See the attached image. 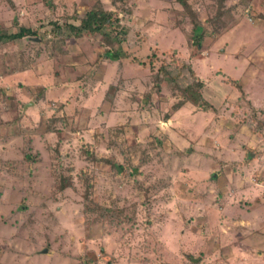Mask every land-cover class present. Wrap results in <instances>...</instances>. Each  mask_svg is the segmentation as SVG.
Listing matches in <instances>:
<instances>
[{
	"label": "rangeland",
	"instance_id": "obj_1",
	"mask_svg": "<svg viewBox=\"0 0 264 264\" xmlns=\"http://www.w3.org/2000/svg\"><path fill=\"white\" fill-rule=\"evenodd\" d=\"M186 1L196 53L177 0H0V264H264V0ZM98 2L121 41L64 27Z\"/></svg>",
	"mask_w": 264,
	"mask_h": 264
},
{
	"label": "trees",
	"instance_id": "obj_2",
	"mask_svg": "<svg viewBox=\"0 0 264 264\" xmlns=\"http://www.w3.org/2000/svg\"><path fill=\"white\" fill-rule=\"evenodd\" d=\"M111 1L113 4L117 2H124V0ZM44 2L49 4L48 0H44ZM177 2L181 4L183 12L188 14L192 20V44L194 45L193 52L196 53L202 44L207 29L203 27L200 23H198L191 6L186 0H177ZM51 24L53 26L52 32H56L57 37H60L62 41H66L68 35H63L62 25H59L57 22H51ZM63 25L74 37H80L82 35L100 34L111 38L115 35V40L119 42L124 39L126 34V31L120 25L117 16H115L114 13L111 11L104 10L99 2L94 5L90 10L85 12L82 17L78 18V24L64 23ZM35 35V31L29 28L19 27L17 31L8 32L0 27V44L15 42L28 36ZM193 52L192 55L195 54ZM107 56H110L111 59H117L120 55L117 52H107L105 53L104 57ZM149 63H152L151 59L149 60ZM177 65L176 67L179 68L180 73L186 72L190 75L191 78H193L192 82L187 83L185 87L179 86L178 74L171 75L168 67L165 68L164 65H161L157 72L153 74L152 87L158 90L163 86V84L168 83L174 91L179 92L181 97H183L184 99L183 102L181 101L180 103L176 104L175 108L179 109L183 106V104H185V102H188L195 106H199L202 111H207L209 109L214 110V108L201 97L200 90L203 88V83L195 79V75L191 66L179 60H177Z\"/></svg>",
	"mask_w": 264,
	"mask_h": 264
}]
</instances>
